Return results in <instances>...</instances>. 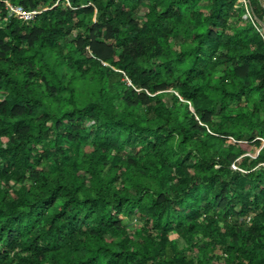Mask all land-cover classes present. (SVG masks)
<instances>
[{"label": "trees", "instance_id": "16d2710c", "mask_svg": "<svg viewBox=\"0 0 264 264\" xmlns=\"http://www.w3.org/2000/svg\"><path fill=\"white\" fill-rule=\"evenodd\" d=\"M6 1L0 264H264L263 1Z\"/></svg>", "mask_w": 264, "mask_h": 264}, {"label": "built area", "instance_id": "2783aa9c", "mask_svg": "<svg viewBox=\"0 0 264 264\" xmlns=\"http://www.w3.org/2000/svg\"><path fill=\"white\" fill-rule=\"evenodd\" d=\"M2 1L5 3V9L8 13V17H14V18H17V19L22 20L24 22H28V21L33 20L34 17L41 12V10H26L21 6L11 5L6 0H2ZM247 16H249V19L251 18L250 14L248 12H247ZM258 30L264 39V35L262 34L261 30L260 29H258ZM127 84H130V82L127 81ZM250 156L252 158L255 157V155H250ZM247 221H249V219H247Z\"/></svg>", "mask_w": 264, "mask_h": 264}, {"label": "rangeland", "instance_id": "374dc122", "mask_svg": "<svg viewBox=\"0 0 264 264\" xmlns=\"http://www.w3.org/2000/svg\"><path fill=\"white\" fill-rule=\"evenodd\" d=\"M262 1H263V5H264V0H262ZM56 4H57V3H55V5H56ZM55 5H54V6H55ZM96 20H97V16L94 15V16H93V21L96 22ZM254 154H255L254 152L251 153V155H254ZM132 223H133V222L128 223V228H129L130 230L133 229V226H132L133 224H132Z\"/></svg>", "mask_w": 264, "mask_h": 264}, {"label": "water", "instance_id": "95a60500", "mask_svg": "<svg viewBox=\"0 0 264 264\" xmlns=\"http://www.w3.org/2000/svg\"><path fill=\"white\" fill-rule=\"evenodd\" d=\"M254 19V18H253ZM257 20V19H256ZM258 21V20H257ZM259 22V24L262 26V28L264 29V23L263 22H261V21H258Z\"/></svg>", "mask_w": 264, "mask_h": 264}]
</instances>
